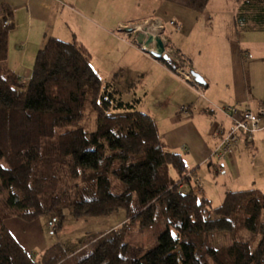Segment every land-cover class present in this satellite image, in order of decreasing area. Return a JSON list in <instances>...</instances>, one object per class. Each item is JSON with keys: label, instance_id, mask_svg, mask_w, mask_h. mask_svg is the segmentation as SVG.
Here are the masks:
<instances>
[{"label": "trees", "instance_id": "obj_1", "mask_svg": "<svg viewBox=\"0 0 264 264\" xmlns=\"http://www.w3.org/2000/svg\"><path fill=\"white\" fill-rule=\"evenodd\" d=\"M166 1L195 13L210 2ZM11 17L2 6L0 264H84L94 254L100 264H264L263 192H228L217 207L197 196L194 171L182 155L166 151L155 120L137 110L138 101L123 103L115 83L101 80L77 42L48 38L29 82H16L7 66L11 25L4 22ZM88 113L98 118L95 131L83 127ZM121 210L126 222L95 237L90 252L56 244L36 258L4 225L12 211L30 223L54 215L61 227L66 212L81 219ZM133 223L152 234L136 257L130 254ZM214 234L229 235L231 245L212 246Z\"/></svg>", "mask_w": 264, "mask_h": 264}, {"label": "crops", "instance_id": "obj_2", "mask_svg": "<svg viewBox=\"0 0 264 264\" xmlns=\"http://www.w3.org/2000/svg\"><path fill=\"white\" fill-rule=\"evenodd\" d=\"M2 6H8L12 12L7 66L15 75L16 82H29L36 56L48 38L83 45L90 53L92 67L101 80L106 83L115 79L114 69L103 78L104 64L98 54L106 50L104 46L109 37L119 41L120 36L113 28L107 29V19L103 21L102 16H95L94 7L84 6L83 0H0V9ZM80 6L87 8L83 10L89 15L81 13ZM206 10L213 12L214 16H197L196 22L203 19L207 23L201 32L217 44L223 41L216 40H221L227 33L223 42L227 45L212 49L200 43L195 49L192 47L195 42H192L188 50L186 37H183L186 33L178 34V39L175 37L173 41L162 37L168 55L177 64L173 70L143 50L141 54L157 61L159 64L155 65L168 78V98L164 101L167 104L165 108L168 106V134L162 136L158 128L163 143L165 146L168 144L172 153L186 154L195 166L191 175L192 185L199 181L202 195L210 204L215 198L220 202L219 206L228 192L257 189L264 193V114L259 116V131L252 141L240 142L233 154L221 161L211 154L220 142L217 132L231 126L225 112L227 107L241 106L255 114L264 109V82H255L258 78L252 74L254 66L249 68L246 64L264 55V3L254 2L246 6L239 0H210L201 13ZM173 22L176 26L172 28L177 30H183L186 24L184 19ZM121 25L118 22L116 27ZM240 32H251L257 36L243 41ZM121 40L125 43L124 39ZM126 41L135 51V45ZM259 49L263 51L259 52ZM136 53L141 55L139 50ZM221 53L228 55L224 58L228 64L226 61L222 63ZM193 71L204 79V85L197 84L193 78L188 79V74ZM151 117L157 124L155 117ZM205 166L208 167L206 174L213 170L214 177L202 174L201 169ZM220 176L225 181L219 186Z\"/></svg>", "mask_w": 264, "mask_h": 264}, {"label": "rangeland", "instance_id": "obj_3", "mask_svg": "<svg viewBox=\"0 0 264 264\" xmlns=\"http://www.w3.org/2000/svg\"><path fill=\"white\" fill-rule=\"evenodd\" d=\"M83 4L84 6H88V8L94 7V13L96 12V15H94L98 18L102 16L104 18L103 21L107 19V29L113 28L116 34L120 36L118 39L119 41H114L109 37L107 44L104 46L106 50L98 54V57L102 59L104 64L101 72L103 78H106L110 70L112 71L114 69L113 74L115 79L112 76L114 79L112 83H115L119 91L118 98L125 104H135V102L138 101L137 110L153 115L157 121L161 135L166 136L168 134V106L165 108L167 105L165 102L168 98V78L164 76L165 72L159 66L155 65L159 64L157 61L152 59V57L148 59L142 56L141 51L143 50L148 53V48L139 45L138 42H136V38L134 42L133 37H135L136 32H130V29H136L138 33H146L147 29L160 37H169L172 41L175 37L178 39V34L180 36V34L186 33L183 37H186L185 44L188 45V50L192 42H195L192 46L194 48H198L200 43H204L203 45L206 44L205 47L212 49L227 45L223 43L226 40L227 33L223 34L224 38L221 40H216L218 42L223 41L221 44L207 39L208 36L201 32L202 26L207 25V23L205 20L203 21V19H199L200 21L196 22V18L197 16L200 18H202V16L206 18L213 17V12L207 10L201 14L191 12L180 5L170 3L166 0H83ZM83 9L86 10L87 8L79 7L81 13L89 15ZM95 16L92 15L91 17L95 18ZM144 19L146 20L144 21ZM181 19L186 21L184 29L177 30L174 27L172 28L170 22ZM118 22L122 23L120 27H116ZM163 25H165V29ZM160 26H163V29H160ZM239 36L243 41H245V39L247 41L257 35L251 32H240ZM121 39H124L125 43H122ZM126 39L128 43L130 42L135 45V51L128 46ZM136 50H139L141 55L137 54ZM261 51H263V49H259V52ZM166 53L168 54L167 50ZM226 53H221L223 64L225 61L226 64H228L227 59H224L228 57ZM194 59L196 61V58ZM246 64L249 68L251 65L254 66L252 68V71H254L252 74L255 78H258L255 82H264V55L261 56L260 59L249 60ZM171 69L173 70V68ZM107 83L110 82H106V84ZM21 84L24 85L25 83L21 82ZM97 121L98 118L93 113H88L84 120L83 127L87 131H95ZM230 128L231 126L225 128V130L229 131ZM166 151L171 152L168 150V144L166 146ZM182 155L185 157L189 169H195L191 160L187 159L186 154L182 152ZM214 161L218 162L217 160ZM201 170L203 175L214 177L212 176L213 170L210 171V174H206L208 172V167H202ZM142 171L143 170L140 172ZM140 175L141 174H137V176ZM171 176H173L172 178L175 180L178 179L173 171L171 172ZM223 176L219 177V186L225 181ZM0 198L3 197L0 195ZM219 203L220 202L214 198L210 206L217 207ZM7 214L10 218L5 219L4 225L9 230H12L18 240H20L27 250L36 258H39L48 248L56 244L70 245L72 249H78V253L84 249L86 252H90L93 249L92 246L95 237L117 230V228L127 220V214L123 210L108 217H86L81 219H75L66 212L63 225L58 227L57 218L54 215H47L30 223L22 219L20 212L15 213V211H12ZM130 229L131 234L129 235V239L132 245L130 254L132 257H136L140 249L145 248L149 244V239L152 237V234L140 230L138 223H133ZM243 234L247 238L248 235L246 233ZM129 239L127 238V241ZM209 242V244L214 247L229 246L232 243L229 235L218 234H214L213 237L209 238ZM101 261L100 255L94 254L84 264H100Z\"/></svg>", "mask_w": 264, "mask_h": 264}, {"label": "built area", "instance_id": "obj_4", "mask_svg": "<svg viewBox=\"0 0 264 264\" xmlns=\"http://www.w3.org/2000/svg\"><path fill=\"white\" fill-rule=\"evenodd\" d=\"M170 24L172 26L174 25L173 22H171ZM10 25V21L4 22L5 27H9ZM163 26L165 29V25ZM163 26H160V29H163ZM134 32L138 33L136 29L134 30ZM146 34L157 35L148 31L147 29ZM190 78L192 77L190 76V74H188V79ZM225 112L230 118L231 128L229 131L221 129L217 132V135L220 138V142L212 152V156L219 161L223 160L227 156L232 155L236 149V146L240 142L252 141L254 134L259 131V116L264 114V109L260 112V114H255L249 108L232 106L227 107L225 109ZM194 192L197 196H202V184L199 181H196L195 183Z\"/></svg>", "mask_w": 264, "mask_h": 264}, {"label": "water", "instance_id": "obj_5", "mask_svg": "<svg viewBox=\"0 0 264 264\" xmlns=\"http://www.w3.org/2000/svg\"><path fill=\"white\" fill-rule=\"evenodd\" d=\"M130 32H134V30L130 29ZM135 38L136 42H138L139 45H143L145 48H148V54L152 55L158 60H166L170 62L174 68L177 67L176 62H174L166 53V45L162 37H160L159 35H152L139 32L135 34ZM190 76L194 79L197 84H205L204 79L196 72H190Z\"/></svg>", "mask_w": 264, "mask_h": 264}]
</instances>
